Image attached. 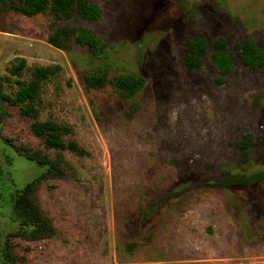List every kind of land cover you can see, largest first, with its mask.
<instances>
[{"label": "rangeland", "instance_id": "obj_1", "mask_svg": "<svg viewBox=\"0 0 264 264\" xmlns=\"http://www.w3.org/2000/svg\"><path fill=\"white\" fill-rule=\"evenodd\" d=\"M81 1L102 18L30 19L16 10L23 0L0 2V93L10 100L0 101V169L14 180L0 200V247L17 230L10 193L46 171L26 159L40 152L71 179L38 187L57 235L15 241L19 264H264V71L239 60L218 84L210 59L185 65V41L198 35L264 48V0ZM78 27L107 55L49 43ZM99 75L105 85L88 88ZM126 76L144 82L130 100L113 86ZM34 85L33 99L14 104ZM35 121L66 128L85 154L46 150ZM226 179L246 182L226 188Z\"/></svg>", "mask_w": 264, "mask_h": 264}, {"label": "trees", "instance_id": "obj_2", "mask_svg": "<svg viewBox=\"0 0 264 264\" xmlns=\"http://www.w3.org/2000/svg\"><path fill=\"white\" fill-rule=\"evenodd\" d=\"M0 2L3 3L4 0H0ZM16 10L30 19L52 13L61 19L77 17L83 21L93 23L99 21L103 16V11L98 5L83 1L77 2V0H23L22 4L16 7ZM70 39H73L76 45L90 49L94 57L101 58L107 55L106 45L93 31L85 27H78L72 32L68 29L54 31L49 38V43L64 51L67 50ZM185 49V65L189 69L200 70L204 67L205 61L210 59L219 75L217 78L218 84L226 82L227 78L235 70L239 60L249 68L264 71V48H261L256 42L251 40L233 47L223 38L210 42L206 36L198 35L185 41ZM105 82L106 77L103 75L90 76L86 79L87 86L91 89L102 88ZM113 86L121 98L130 100L142 90L144 82L134 77L126 76L115 79ZM36 91L37 85L22 89L16 94L18 95V101L14 104L30 101L34 98ZM2 100L10 101L8 97H4L0 93V101ZM0 120L3 123L1 117ZM31 130L34 136L43 142L44 147L48 151H71L80 156L85 154L77 143L66 141L65 133L67 129L55 123L35 121ZM245 147V145L241 146L243 150ZM20 152L17 151L18 154ZM20 157L22 158L24 155H20ZM26 159L38 168L46 169V171L26 185L23 190H14L9 195L11 216L13 222L17 225V230L7 235L0 247V261H2V264H19L13 247L15 241L33 243L51 240L57 235L52 220L45 215L38 205L35 193L38 187L48 180L71 179L63 168L61 159L54 160L50 155L40 152L32 153ZM256 180L264 182V170L256 175ZM245 182L244 179H226L220 183L223 187L235 188ZM6 187H14V180L0 169V200L3 199L2 192Z\"/></svg>", "mask_w": 264, "mask_h": 264}]
</instances>
